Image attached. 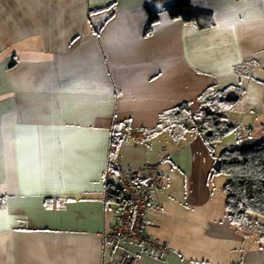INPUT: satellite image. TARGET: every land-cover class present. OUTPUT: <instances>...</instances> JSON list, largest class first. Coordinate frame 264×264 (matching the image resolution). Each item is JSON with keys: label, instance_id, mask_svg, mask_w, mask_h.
<instances>
[{"label": "crops", "instance_id": "1", "mask_svg": "<svg viewBox=\"0 0 264 264\" xmlns=\"http://www.w3.org/2000/svg\"><path fill=\"white\" fill-rule=\"evenodd\" d=\"M172 2L0 0V264H108L123 253L138 264H264L255 226L234 225L226 192L214 197L213 164L241 140L209 143L199 115L205 91L234 89L226 121L239 106L229 123L264 140V3L191 0L212 15L199 29L173 19ZM106 9L98 33L91 16ZM184 103L202 125L151 134ZM118 123L129 128L115 144L122 165L168 164L145 219L169 253L103 236L119 221L105 178Z\"/></svg>", "mask_w": 264, "mask_h": 264}, {"label": "trees", "instance_id": "2", "mask_svg": "<svg viewBox=\"0 0 264 264\" xmlns=\"http://www.w3.org/2000/svg\"><path fill=\"white\" fill-rule=\"evenodd\" d=\"M168 12L173 19L195 24L199 29L208 28L212 24L211 13L195 9L191 0H173ZM158 19L159 15L151 12L146 34L152 31ZM201 101L203 107L199 115L203 116L202 127L209 143L219 142L231 133L238 134L239 140L245 138V131L239 125L226 121L224 111L232 102L226 99L225 91L208 89L201 95ZM195 117L197 114L184 103L164 112L161 124L151 134H157L161 129L185 128L188 120H197ZM128 129L123 123L116 124L112 132L113 143L118 144V139L125 136L122 131ZM218 159L221 160L219 172L230 177L224 185V191L227 194L226 208L231 222L239 227L255 226L259 239L264 242V227H258L259 223L264 224V140L246 151L238 147L225 149ZM107 196L111 202L119 201L120 194L115 182H109Z\"/></svg>", "mask_w": 264, "mask_h": 264}, {"label": "built area", "instance_id": "3", "mask_svg": "<svg viewBox=\"0 0 264 264\" xmlns=\"http://www.w3.org/2000/svg\"><path fill=\"white\" fill-rule=\"evenodd\" d=\"M190 130L196 131L197 126L192 125ZM129 131L138 137L143 135L137 130ZM115 149L116 145L112 143V155L105 178L107 185L115 182L118 187L120 197L117 204L120 213L118 223L108 233H103L105 240L115 244L125 240L135 241L148 250L169 253L170 249L165 241L153 238L147 232L145 219L146 209L153 201L155 190H163L168 185L163 165L158 162L122 165L119 157L114 154ZM259 226L264 227V224L259 223ZM108 264H138V260L131 254L123 253Z\"/></svg>", "mask_w": 264, "mask_h": 264}, {"label": "water", "instance_id": "4", "mask_svg": "<svg viewBox=\"0 0 264 264\" xmlns=\"http://www.w3.org/2000/svg\"><path fill=\"white\" fill-rule=\"evenodd\" d=\"M114 14V9H106L100 12H97L91 16V23L94 26L95 30L99 33L103 27L106 25V23L109 21V19L112 18ZM239 93L236 90H230L227 92V99L230 101H236L239 99ZM197 122L199 125H202V119H197ZM260 144V140L255 136H250L242 139L238 143V148L242 150H250L255 148ZM215 170L220 171L221 170V160H217L215 163Z\"/></svg>", "mask_w": 264, "mask_h": 264}, {"label": "rangeland", "instance_id": "5", "mask_svg": "<svg viewBox=\"0 0 264 264\" xmlns=\"http://www.w3.org/2000/svg\"><path fill=\"white\" fill-rule=\"evenodd\" d=\"M243 112H244L243 109L240 108L239 106H237L236 108H234V109H232V110H230L228 112L227 120L229 122L236 121L237 120L236 119L237 115L240 116V119H241L243 117ZM231 139H234V135H232L231 137L228 135L226 138H224L223 142L224 143H226V142L228 143V142L231 141ZM217 149L220 150V145L217 146L216 150ZM215 163L213 164V169L215 168ZM167 166H168V164L165 163V165H164L165 172H166ZM214 175H215L214 177L217 179L215 187L213 188L214 197L218 198L221 201V198L225 199V195H226L225 191H224V184H225L226 180H229L230 177L228 175H226L224 173H220V172L217 173V174H214ZM219 180L222 182V184L219 182ZM258 227H260V226L258 225Z\"/></svg>", "mask_w": 264, "mask_h": 264}, {"label": "snow or ice", "instance_id": "6", "mask_svg": "<svg viewBox=\"0 0 264 264\" xmlns=\"http://www.w3.org/2000/svg\"><path fill=\"white\" fill-rule=\"evenodd\" d=\"M259 2L264 3V0H259ZM154 6L163 11V6L161 3H156Z\"/></svg>", "mask_w": 264, "mask_h": 264}]
</instances>
